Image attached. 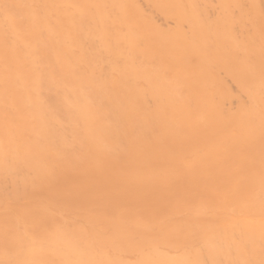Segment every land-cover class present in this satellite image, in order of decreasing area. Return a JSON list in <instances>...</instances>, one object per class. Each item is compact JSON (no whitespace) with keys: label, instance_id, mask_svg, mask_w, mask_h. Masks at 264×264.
Instances as JSON below:
<instances>
[{"label":"bare ground","instance_id":"obj_1","mask_svg":"<svg viewBox=\"0 0 264 264\" xmlns=\"http://www.w3.org/2000/svg\"><path fill=\"white\" fill-rule=\"evenodd\" d=\"M0 264H264V0H0Z\"/></svg>","mask_w":264,"mask_h":264}]
</instances>
